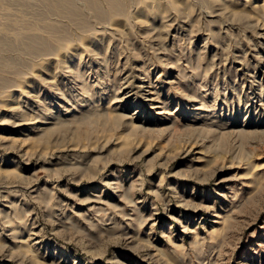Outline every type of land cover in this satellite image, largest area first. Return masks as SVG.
I'll return each instance as SVG.
<instances>
[{"label": "rangeland", "instance_id": "1", "mask_svg": "<svg viewBox=\"0 0 264 264\" xmlns=\"http://www.w3.org/2000/svg\"><path fill=\"white\" fill-rule=\"evenodd\" d=\"M0 264H264V0H0Z\"/></svg>", "mask_w": 264, "mask_h": 264}, {"label": "bare ground", "instance_id": "2", "mask_svg": "<svg viewBox=\"0 0 264 264\" xmlns=\"http://www.w3.org/2000/svg\"><path fill=\"white\" fill-rule=\"evenodd\" d=\"M145 8H146V7H145ZM147 8H148V7H147ZM157 10H158V9H157ZM158 11H159V10H158ZM156 12H157V11H156ZM144 88H145V85H143V89H144ZM143 89H142V90H143Z\"/></svg>", "mask_w": 264, "mask_h": 264}]
</instances>
